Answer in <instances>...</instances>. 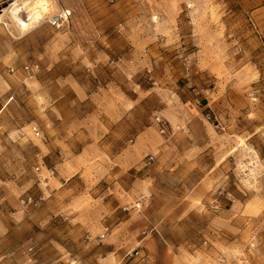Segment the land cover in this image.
I'll return each mask as SVG.
<instances>
[{"label": "rangeland", "instance_id": "obj_1", "mask_svg": "<svg viewBox=\"0 0 264 264\" xmlns=\"http://www.w3.org/2000/svg\"><path fill=\"white\" fill-rule=\"evenodd\" d=\"M45 1L0 4V264H264V0Z\"/></svg>", "mask_w": 264, "mask_h": 264}, {"label": "built area", "instance_id": "obj_2", "mask_svg": "<svg viewBox=\"0 0 264 264\" xmlns=\"http://www.w3.org/2000/svg\"><path fill=\"white\" fill-rule=\"evenodd\" d=\"M15 1H17V0H12L11 3L13 4ZM71 17H72L71 10L66 9V8H60L55 15H53L50 18H48L47 23L50 26L54 27V28L60 29V28L66 27V25H68ZM156 123H157L158 126H160L161 133H164L165 132V123L163 122V120H161L160 118H157ZM36 134H37V136L40 135V133H38V132ZM37 171L40 172L41 171V167H38ZM46 172L48 173L49 176H51V177L54 176L53 170H50L47 167H46ZM38 175H39L40 184L42 185V183L45 182L46 178L44 179L41 173L38 174ZM45 185L48 186L47 183H45ZM21 203H22V206L25 209H28L30 206H34L35 207L38 204V203H36V201L34 200V198L32 196H30V197H28L26 199H23L21 201ZM134 208L141 209V204L140 203L136 204L134 206ZM129 210H130V208H128V207L124 208V211H129ZM105 238H106V234H102L101 235V240L105 239Z\"/></svg>", "mask_w": 264, "mask_h": 264}, {"label": "crops", "instance_id": "obj_3", "mask_svg": "<svg viewBox=\"0 0 264 264\" xmlns=\"http://www.w3.org/2000/svg\"><path fill=\"white\" fill-rule=\"evenodd\" d=\"M5 1L6 0H0V4L4 3ZM138 149H139V151H143L142 144L139 145ZM150 151L151 152H149L150 154H148V155H150V157H152L153 160L156 159V158L159 159V142H157L154 150L151 149ZM144 157H146V156H144L143 152H141V159L139 160L138 163H140L141 161H143Z\"/></svg>", "mask_w": 264, "mask_h": 264}, {"label": "bare ground", "instance_id": "obj_4", "mask_svg": "<svg viewBox=\"0 0 264 264\" xmlns=\"http://www.w3.org/2000/svg\"><path fill=\"white\" fill-rule=\"evenodd\" d=\"M23 1H25V0H17V1H15L14 3L15 4H19L20 2H23ZM33 2V1H32ZM43 2H46L45 0H43ZM13 3V4H14ZM51 4V2H46V4ZM32 5H34V3H32ZM42 5V4H41ZM40 5V6H41ZM24 6H25V3L24 4H21V5H18V7L20 8V10L22 11V12H24L25 11V8H24ZM44 6V5H43ZM42 7V6H41ZM48 7H49V5H48ZM53 7V6H52ZM37 9V8H36ZM46 10V9H45ZM17 11V10H16ZM42 11V10H41ZM47 11H49V9H47ZM43 12V11H42ZM42 12H40V13H42ZM45 12V11H44ZM25 13H27V12H25ZM29 14V13H28ZM27 15V14H26ZM35 16V15H34ZM41 16H36L35 18H34V20H32V23H33V21H35V20H37V22L39 21V20H41Z\"/></svg>", "mask_w": 264, "mask_h": 264}]
</instances>
